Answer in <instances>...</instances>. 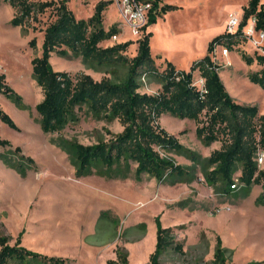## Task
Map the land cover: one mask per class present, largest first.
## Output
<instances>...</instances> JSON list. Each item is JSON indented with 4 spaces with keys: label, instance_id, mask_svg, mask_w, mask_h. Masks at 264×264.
Instances as JSON below:
<instances>
[{
    "label": "rangeland",
    "instance_id": "rangeland-1",
    "mask_svg": "<svg viewBox=\"0 0 264 264\" xmlns=\"http://www.w3.org/2000/svg\"><path fill=\"white\" fill-rule=\"evenodd\" d=\"M95 2L68 3L77 18H88ZM164 3L177 7L153 23L151 53L160 56L157 64L167 58L178 68H187L192 59L206 53L212 37L225 31L230 13L242 20L247 0H160V4ZM13 13L7 2L0 1V73L21 97L16 104L0 94V105L16 126L0 121V138L7 139L12 147H21L33 164L19 159L8 167L0 159V237H5L9 245L65 260L57 263L27 256L23 262L10 264H104L108 259L118 260L117 251L124 253L126 264H149L156 243V220L162 227H169L175 243L182 245L181 251L167 247L159 258L160 264H211L217 238L227 249V262L264 264L261 185L241 183L239 170L233 174L235 187L223 181L219 173L216 181H211L208 174L214 165L207 159L220 148L221 141L204 144L195 134L192 119L169 114L159 118L162 127L195 155L191 160L181 153L161 150L162 155L186 166L190 180L162 184L148 175L137 180L132 172L125 178L122 173L112 178L95 173L79 176L67 154L53 142H110L122 125L116 118L94 113L83 105L76 108L75 119L58 132L42 130L35 108L42 92L32 76L31 59L42 53V30L53 18V10L47 9L24 27L10 23ZM113 23H118L119 34L101 41L100 46L132 40L123 52L130 58L140 36L121 25L122 17L114 0L103 12L104 28ZM32 37L35 47L28 44ZM254 37L258 38L256 32ZM216 51V61L222 65L219 75L228 93L238 103L256 104L259 114H264V89L248 79L261 65L256 60L248 64L243 59L242 53L254 56L246 38L228 48L227 56L221 55V46ZM49 60L53 69L72 76L87 73L95 80L105 76L120 80L125 74L124 65L97 69L70 52L65 57L51 53ZM198 77L195 75L194 81ZM139 83L141 93H156L161 88L149 76L139 77ZM2 152H7V147L0 146ZM256 162L259 169H264V158ZM130 167L133 170L134 164Z\"/></svg>",
    "mask_w": 264,
    "mask_h": 264
},
{
    "label": "trees",
    "instance_id": "trees-1",
    "mask_svg": "<svg viewBox=\"0 0 264 264\" xmlns=\"http://www.w3.org/2000/svg\"><path fill=\"white\" fill-rule=\"evenodd\" d=\"M0 1L13 8L10 20L13 26L24 27L30 19L36 20L37 15L47 9L53 10V18L42 30V53L31 59L32 76L42 92V99L35 105L42 130L58 132L75 119L76 108L83 105L94 113L116 118L122 125V130L110 142L98 141L90 145L63 139L53 142L67 154L79 176L95 173L112 178L122 173L121 177L125 178L132 172L137 180L148 175L162 184L190 180L186 166L161 154L162 150L181 153L191 160L195 157L160 124L159 118L169 114L194 120L195 134L204 144L221 141L220 148L213 150L207 159L214 165L208 174L211 181L215 182L216 173H219L223 181L232 184L233 174L239 170V181L246 186L260 184L264 197V169H259L256 162L258 151H264V114H259L256 104L238 103L233 99L219 75L222 65L213 54L216 46L232 49L245 39L240 29L215 35L208 42L203 56L193 60L188 69H179L166 58L160 64L155 62L150 49L152 31L148 30L157 17L176 8L175 5L164 3L158 7L160 0H152L147 24L135 40V54L126 58L123 52L133 43L132 40L100 46L101 41L120 32L118 23L107 29L103 26V12L111 0H98L88 18H77L69 7V0ZM251 16L255 18V28L264 31V1L247 0L240 27ZM28 44L35 47V38L32 37ZM69 52L80 55L84 64L97 69L124 65V77L114 80L105 76L95 80L87 73L72 76L67 71L53 69L49 60L51 53L65 57ZM242 57L248 64L256 60L262 66L264 62L257 53L254 56L242 53ZM195 75L203 78V90L194 84ZM141 76L153 77L160 83V90L156 93L139 92ZM248 79L264 89V67L251 72ZM0 94L16 104L21 101L4 73H0ZM0 121L16 127L1 105ZM0 146L7 147V152L0 153V159L8 167L14 166L19 159L33 164V159L25 155L21 147H12L7 139L0 138ZM131 163L134 164L133 170ZM156 222V243L149 264H160L159 258L167 247L182 250V245L175 243L171 229ZM117 253L118 260L108 259L104 264H126L124 253ZM226 253L227 249L217 238L211 264H234L227 262ZM27 256L33 259L43 257L57 263L65 260L9 245L5 237H0V264L23 262Z\"/></svg>",
    "mask_w": 264,
    "mask_h": 264
},
{
    "label": "built area",
    "instance_id": "built-area-1",
    "mask_svg": "<svg viewBox=\"0 0 264 264\" xmlns=\"http://www.w3.org/2000/svg\"><path fill=\"white\" fill-rule=\"evenodd\" d=\"M112 1V0H111ZM119 7L120 15L122 17L121 25L129 28L131 34L141 36L143 27L147 24L150 10L152 9V0H114ZM160 4V3H159ZM242 21V20H241ZM239 17L236 14L230 13L225 25V31L234 32L241 30L242 34L246 38L247 42L254 49V53L264 58V31L257 30L255 28V18L249 17L244 25L240 27L241 23ZM119 27V26H118ZM238 28L235 30V28ZM255 32L258 38L254 37ZM117 35H113L112 38H116ZM216 46L213 50V54L216 55ZM221 55H228V48L221 46ZM216 57V56H215ZM261 67H264V62ZM194 84L203 90V78L198 77ZM264 151L260 150L257 153L256 160L260 163L263 161ZM232 187L235 184L232 183Z\"/></svg>",
    "mask_w": 264,
    "mask_h": 264
},
{
    "label": "crops",
    "instance_id": "crops-1",
    "mask_svg": "<svg viewBox=\"0 0 264 264\" xmlns=\"http://www.w3.org/2000/svg\"><path fill=\"white\" fill-rule=\"evenodd\" d=\"M96 2H97V0H96ZM96 2H95V3H96ZM165 14H166V13H165ZM165 14H164V15H165ZM164 15H162V17H164ZM158 18H159V17H157V19H158ZM157 19H156V20H157ZM152 26H153V24L149 25V26H148V30L152 31V30H151ZM118 34H119V33H118ZM152 34H153V32H152ZM118 36H119V35H118ZM117 40H118V37H117ZM117 42H121V41H117ZM135 47H136V43H135ZM150 49H151V48H150ZM229 53H230V52H229ZM229 53H228V54H229ZM151 54H152V53H151ZM152 56H153V55H152ZM158 56H159V55H158ZM158 56H157V57H154V56H153L154 59L156 60V63H157ZM159 57H160V56H159ZM159 59H162V58H159ZM164 59H165V58H164ZM164 59H162V61H163ZM166 59H167V58H166ZM168 60H169V59H168ZM193 60H195V59H192V60L189 62V65H190V63H191ZM170 61L175 65V63H174L172 60H170ZM219 62H220V61H219ZM226 63H227V64H230V61L227 60ZM189 65H188V67H189ZM175 67L178 68L176 65H175ZM188 67H187V68H179V69H188ZM219 73H220V71H219ZM256 85L259 86L258 84H256Z\"/></svg>",
    "mask_w": 264,
    "mask_h": 264
}]
</instances>
